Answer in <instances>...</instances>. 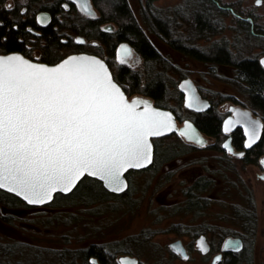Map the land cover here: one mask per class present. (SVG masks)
Here are the masks:
<instances>
[{
	"label": "rangeland",
	"instance_id": "obj_1",
	"mask_svg": "<svg viewBox=\"0 0 264 264\" xmlns=\"http://www.w3.org/2000/svg\"><path fill=\"white\" fill-rule=\"evenodd\" d=\"M182 1L157 0L156 6L171 12ZM257 1L217 0V6H233L243 15H252L255 18L254 29L258 27L264 33V0H260V3ZM15 2H21V0H4L2 5L7 6L8 3L14 5ZM128 2L148 38L166 60V66L159 65V70L168 86L167 102L170 106L177 108L176 97L180 93L182 98L184 97L179 84L186 78H190L203 95L218 94L214 96V100L220 98L221 101L217 104L216 111L222 115L226 113L228 105L233 103L234 99H238L244 105H250L242 86L233 80L235 73L231 66L218 65L217 70L211 72L210 64L185 54L147 28L141 18L145 0H128ZM94 8L95 17L99 18L101 11L96 4ZM70 17L77 22V24L74 22L77 28H81L86 21V17L80 11L70 15L67 13L65 16L63 14L60 19L63 23L70 22L72 21ZM235 18L236 16L230 10L224 15L222 31L209 40H199L198 46L208 47L219 40L228 42L234 50H237L235 41L239 30H237ZM103 23L114 26L110 33L118 27L114 22ZM188 29L186 27L183 31L185 36L189 32ZM83 30L87 32L86 37L88 33H91L86 28ZM63 32L73 37L76 35L72 30ZM67 36L62 37L67 38ZM88 37L89 42L97 40L100 45L94 46L88 42L86 49L97 55L108 57L106 56L108 52L101 40ZM183 43L186 44L184 39ZM251 44L253 45L245 43L244 55L262 57L264 48L256 46V41H251ZM176 46L179 45L176 44ZM128 59L126 64L133 69L140 71L144 69V60L137 51H134L133 56ZM112 62L115 63V60ZM134 95L143 94L136 93L130 96ZM207 138L206 146L188 142L196 145L192 151L168 162L156 175L152 177L140 175L137 178V191L134 196L137 201L132 206L113 208L112 202H107L71 207L27 208L21 206L11 210L0 203V244L16 246V252L13 251L7 259L4 258L3 263L63 264V261L54 254L55 251L81 248L97 243L104 245L109 251H127L145 264H212L213 256L219 252L225 237L238 236L227 233L239 230V225L233 221L234 209L245 204L248 191H251L257 216L256 234L252 244V261L253 264H264V179L259 177L263 167L244 164L239 158L212 148L211 144L214 145L217 139L209 136ZM201 176L213 180L212 186L204 193L210 199L204 213L201 215L174 213V207L185 199L183 189ZM189 229H193V232L205 230L210 242L213 243L214 250L205 256L202 255L193 247L192 242L195 241L193 233L182 232ZM144 230L148 235L153 233V236H149L150 239H145L141 244L138 242L139 237L137 243H129L131 242L129 239L133 240L132 238L139 236ZM176 238H181L190 249L188 261L176 258L170 253L168 243ZM34 250L41 251L42 256L34 255Z\"/></svg>",
	"mask_w": 264,
	"mask_h": 264
},
{
	"label": "trees",
	"instance_id": "obj_2",
	"mask_svg": "<svg viewBox=\"0 0 264 264\" xmlns=\"http://www.w3.org/2000/svg\"><path fill=\"white\" fill-rule=\"evenodd\" d=\"M0 0V22L1 19L6 20L0 23V46L5 49L14 50L22 49L23 42L20 37H25L22 34L23 26L17 25L14 28L13 23L8 22V14ZM99 7L101 14L96 20H91L88 25L94 30L93 37H98L108 47V54L104 58L114 74L115 79L122 85L127 94L141 93L143 95L151 96L155 99L156 105L171 108L180 120H183V98L181 93L176 97V106L172 107L168 104V86L162 78V72L159 70V65L166 66V60L162 57L158 49L148 38L146 32L135 18L128 0H93ZM157 0H145L142 10L141 18L147 28L160 35L165 41L172 46L179 48L185 54H188L196 59L210 64L211 72L217 70L218 65L231 66L235 73L234 82L242 86V90L248 97L249 102L257 107L259 110H264V70L260 66L258 56H247L245 53V43L251 44V41H256V46L264 48V38L258 34H264L260 29H252L251 24H254V17L252 15H243L239 10L233 6H217V0H183L171 12L161 10L156 6ZM230 10L236 16L237 30L239 34L236 37L235 46L237 50L225 41H214L208 47L198 46L199 40H209L214 35L219 34L223 27L224 15L228 14ZM236 10V11H234ZM251 17L247 20L244 17ZM103 22H114L118 25L117 29L113 32L99 31L98 25ZM189 28L187 36L183 31ZM89 28V29H90ZM46 36L50 37V43L47 46L61 48L63 45L58 40L59 37L55 36L52 27L47 29ZM97 31V35L96 32ZM254 31L255 33H253ZM244 33V35L242 34ZM240 34L242 36H240ZM175 37V38H174ZM184 42L186 44L183 43ZM120 42L129 43L144 60V69L136 70L128 64H120L116 60V45ZM179 45V46H176ZM182 44V45H181ZM51 50V49H50ZM47 54H53L51 51ZM250 51V49H249ZM52 58V56H46ZM115 60V63L112 62ZM52 63V62H51ZM216 74V72L214 73ZM144 80V82H143ZM218 94H211L207 96L212 106L204 113H195L188 111L192 115V119L197 126L205 133L215 137L217 140L212 148H215L223 153L221 147V140L224 137L221 128L222 115L216 111V106L221 99L214 100V96ZM206 96V95H205ZM236 139L238 144H241V135H237ZM154 143V158L153 162L144 169L134 170L131 169L126 173L129 181V187L122 193H113L108 191L102 182L90 176H84L73 190L68 193L58 192L55 194L54 199L44 205L45 207H71L73 205H94L111 203L113 208H122L123 206H132L137 200L134 196L137 188V178L141 175L154 176L162 170L168 163L177 158L188 154L195 147L194 145L186 142L182 136L177 133H172L167 136L158 137L153 139ZM264 153V139H261L258 144L247 151L246 156L242 159L243 163L251 161H258L261 154ZM172 174V173H171ZM169 175V177L171 176ZM168 177V179H169ZM213 180L206 176H201L190 186L183 189L185 199L174 207V213H185L201 215L206 210L210 199L204 193L212 186ZM149 185V181L147 182ZM0 203L7 209L16 210L23 206L27 208L42 207L33 206L24 202L21 198L13 193L5 191L0 188ZM43 206V207H44ZM233 221L239 225V230L229 231L227 234L238 235L243 239L244 247L239 252H227L224 258L217 264H253L252 261V244L256 234L257 216L255 201L252 192L248 191V196L245 204L238 206L234 209ZM184 233H193V237L198 233H206L205 230L193 229L184 230ZM195 233V234H194ZM144 235H148L144 230L139 236L129 239L127 243H137L139 240L145 241ZM149 236V235H148ZM15 245H2L0 244V264H4V258L7 259L9 254L13 251L16 252ZM34 250L33 254L42 256V254ZM60 252V253H59ZM55 251L54 254L57 258L63 261V264H77L76 259L80 260L82 264H91L89 256L94 255L100 257L103 263L107 257L104 253L102 245H91L82 250L73 251L71 249H63L62 251ZM127 252V251H125ZM41 259V258H39ZM107 262V261H106Z\"/></svg>",
	"mask_w": 264,
	"mask_h": 264
},
{
	"label": "snow or ice",
	"instance_id": "obj_3",
	"mask_svg": "<svg viewBox=\"0 0 264 264\" xmlns=\"http://www.w3.org/2000/svg\"><path fill=\"white\" fill-rule=\"evenodd\" d=\"M82 8L91 14L90 4ZM160 116L135 112L99 62L73 57L50 69L0 58V187L40 190L25 198L43 203L57 185L70 191L88 172L123 191L121 171L151 160L147 137L162 134ZM249 139L251 147L258 127Z\"/></svg>",
	"mask_w": 264,
	"mask_h": 264
},
{
	"label": "flooded vegetation",
	"instance_id": "obj_4",
	"mask_svg": "<svg viewBox=\"0 0 264 264\" xmlns=\"http://www.w3.org/2000/svg\"><path fill=\"white\" fill-rule=\"evenodd\" d=\"M89 2L91 3V6L94 10L93 14H88V13L84 12L82 10V8L80 7V3L77 0H21V2H17V3L15 2L14 5L11 3H8L7 6H3L7 11H9L8 22L13 23L14 28H17V25L23 26L24 32H22V34H25V37H22V38L20 37V41L23 42L22 49L8 50V49H5L3 46H0V53L20 52L23 55H25V56L33 59V60L40 61V62H46V63H51V62L55 63V62L59 61L60 59H62L63 57H65L69 54H72V53L87 52V53L95 54L93 51L86 49L87 44L89 42L87 40V37L89 36L88 38H95V37H93L94 30L89 27L88 22L91 20H96L98 18V17H95L96 10L94 8V5H95L94 1L89 0ZM75 11H80V13L86 17V21L81 26V28H77V26L74 25V22L76 24H77V22L72 17H70V19L72 20L70 22L64 21V23H63L60 19V16H62L63 14H64V16L67 15V13H69V15H70L71 13H73ZM66 18H68V17H66ZM244 18L247 20H251V22H252L251 17L248 16V17H244ZM5 21L6 20L1 19L0 23H3ZM107 26H108V24L102 23V24L98 25V29H99V31H102V32H109V31H112L114 28V26H112V27L111 26L107 27ZM253 26H254V24L252 23L251 24L252 29H253ZM50 27H52V30H54L55 36L59 37L58 40L60 41V44L63 45L61 48H54V47L51 48L50 47L51 50L50 49L49 50L51 52H53V54H49V53L47 54V51H49L47 49V46L51 42L50 41L51 39L49 36L48 37L46 36V33L48 31L47 29ZM84 28H86L87 30H89L91 32V33H88L87 37H86L87 32L83 30ZM64 30H72L74 33H76V35L73 37L71 34L63 32ZM252 32L255 33L254 31H252ZM95 33L97 35V31ZM255 34L261 35L264 37V34H258V33H255ZM63 35H66V36L68 35V36H67V38H65V37H62ZM96 38L100 39L97 36H96ZM101 42L105 45V49L108 51V47L104 43V41L101 40ZM89 43L94 45V46L100 45V42L97 40L96 41L90 40ZM121 43H123V42H120L116 46V52H115L116 60L120 64H123V63L126 64V63H128V60H129L128 58L130 56L123 57L122 60L118 56V47ZM88 47H91V46H88ZM134 51L136 52V50H134ZM46 56H52V58H50V60H49V58H47L48 60H46L45 59ZM263 57H264V55L262 57H259L258 61L260 63V66L264 70V62L262 61ZM179 89H180V87H179ZM180 91H181V89H180ZM181 92H183V91H181ZM198 92H199L201 98L207 99L209 101L210 106L204 110L195 111V110L190 109V108L185 106L184 97H183V106H182L183 109H181L184 112L183 113V115H184L183 120L190 119L194 122V120L191 118L192 115H190L188 113V111H192L195 113H204L205 111H207L212 106L211 100L207 96L203 95V93L199 89H198ZM149 97H151V96H149ZM151 98L153 99L154 103H156L155 99L153 97H151ZM232 102L233 103L228 105L226 113L224 115L221 114L222 115V117H221V120H222L221 128H222V132L224 134V137L221 140V147L223 149V152H225L228 155L239 158L242 161V159L246 156L247 151H249L256 144H258L261 139H264V127H261V133H260V136H259V139L257 140V142L252 144L251 147L246 148L245 142H246L247 136L244 132V127L241 124L243 122L244 115L239 110L240 109L247 110L251 114L252 117H254L255 119H257L261 122V126H264V110H262V109L259 110L257 107L253 106L251 103L248 106L244 105L238 99H234V101H232ZM237 109H239V110H237ZM228 117H232V120H234V123H235V127L230 132H228L226 130L227 128L230 127L229 124L225 123V120ZM177 118H178V116H177ZM183 120L179 119V121H183ZM201 132H203V131L201 130ZM203 134L205 135L207 142H208L207 136L213 137V136H211L205 132H203ZM237 135L238 136L241 135V142H242L241 144H238V140L236 139ZM229 136L231 137V145L234 147V150L235 151H243L242 155L239 156V155H236L234 153H231L229 150H227L223 147L224 141ZM206 145H207V143L205 144V146ZM211 145H213V144H211ZM194 146H196V145H194ZM263 161H264V153L259 156L258 161H251V162L244 163V164H252V165H257V166L261 165L263 167V172L261 174H259V177L261 178V175L264 174V163H263ZM200 235H205L207 238V241L210 245V251L206 254H203L200 251V249L197 247V239ZM149 236L152 237L153 233H150ZM149 236H146L145 238L150 239ZM178 239L181 240L183 246L187 250V253H188L187 258H184L181 255V253L176 252L173 249V247L171 246V243H173L174 241H176ZM194 239H195V241L192 242L193 247L196 248L202 255L205 256L214 250L213 243L210 242L206 233L201 232V233L195 234ZM139 243L141 244L144 242L140 240ZM91 245H101V244L91 243L90 245H88L86 247L74 248L71 250H73V251L82 250L84 248L90 247ZM102 246L104 247V253L106 254V257H107L106 261L107 262L105 261L103 263V261H101L100 257L90 255L89 256V262L91 264H121L119 262V257L123 256V255L135 257L137 259V264H145L137 256L131 255L128 252H121L120 250H115L113 252V251H109L108 249H106V247L104 245H102ZM190 248H192V245H190ZM168 249H169L170 253L172 254V256H174L176 258H181V259L186 260V261H188L190 259V252H189L190 249L183 242V240L181 238H176V239L172 240L171 242H169L168 243ZM220 252L222 253V256L219 260H217V262L215 264L220 262L224 258L225 253H227L229 251H223L222 247H221L219 252H217V253H220ZM230 252H233V251H230ZM76 261H77V264H80V262H81L78 259H76Z\"/></svg>",
	"mask_w": 264,
	"mask_h": 264
},
{
	"label": "water",
	"instance_id": "obj_5",
	"mask_svg": "<svg viewBox=\"0 0 264 264\" xmlns=\"http://www.w3.org/2000/svg\"><path fill=\"white\" fill-rule=\"evenodd\" d=\"M77 1L80 3L81 8H82V4H84V3L90 4V12H91V14L94 13V10H93L89 0H77ZM257 3H260V0H259V2L257 1ZM82 10H83V8H82ZM86 13H88V12H86ZM109 26L112 27V24H108L107 27H109ZM133 53H134L133 47L127 42L121 43L118 47V56L121 60L123 57L133 56ZM10 56L11 57H21L23 61H26L29 64L36 65V66H43V67L50 68V69L51 68H57L58 66L63 64L64 61L70 60L73 57L78 58V59H82L83 61H86V62H92V61L99 62V64L103 65L104 69H106L107 73L110 76L111 82L116 86V88L119 89L120 93H122L124 100L128 104L134 105L135 112L141 113V112H145V110L147 109L149 112H155V113L161 114V116L158 117V119L162 120L163 124L166 125V126H163L159 129L162 134L161 135H150L147 137L151 160H150V162L142 161V163L144 165L143 167H130V168H126V169L121 171L120 176H119V184H120V186L123 187V191H114L113 188L116 187L115 183H113L110 186L108 180L102 179L100 175H95V176L90 175L88 172H85L83 175H81L75 181V184L71 188V190H73L75 188V186L79 183V181L84 176H90V177H93V178L100 180L102 182L103 186L110 192L119 194V193L126 191L129 187V181L126 177V173L131 169L140 170V169L147 168L153 162V158H154L153 139L154 138L167 136V135H170L172 133H177L180 136H182L183 139L187 142L194 143V144H197L200 146H204L207 143V139H206L205 135L203 134V132H201V130L198 128V126L192 120L185 119L183 121H179L176 113L171 108L156 105L154 103L153 99L149 96H145V95L129 96L127 94V92L125 91V89L122 87V85L115 79L114 74H113L111 67L109 66L108 62L104 58H102L101 56H99L97 54L87 53V52L72 53V54H69V55L63 57L62 59H60L59 61H57L55 63H46V62H40V61L33 60V59L23 55L20 52L0 53V58H7ZM262 61L264 62V57L262 58ZM179 87H180L181 91H183V93H184V104L186 107L193 109L195 111H200V110H204L210 106V103L207 99L201 98L197 87L195 86V84L193 83V81L190 78L183 79L181 81V83L179 84ZM237 110H239V109H237ZM239 111L242 112L243 114H247V115H244L243 122L241 124L244 127V132L247 136V139L245 142V147L249 148L247 146L250 143L249 130L252 129L253 127H258L259 128V136H260L261 122L259 120L255 119L254 117H252L251 114L247 110L240 109ZM230 121L232 122L231 124H229ZM225 123H228L230 126L229 128H227L228 132H230L235 127V123H234V120H232V117H228L225 120ZM185 133H187V134H185ZM189 135L194 136L196 139H190ZM257 140L258 139H256L255 142H257ZM254 143H252V144H254ZM223 147L225 149L229 150L231 153H234L236 155L240 156L243 154V151H235L234 150V147L231 145V137L230 136L224 141ZM263 163H264V161H263ZM261 178L264 179V174L261 175ZM13 187H14V185L8 184L7 186L0 187V188L5 190V191H8L10 193L15 194L16 196L21 198L24 202H26L29 205H33V206H44V205L50 203L54 199V196L56 193H58V192L68 193L71 191V190L70 191H64V190H62L60 185H57L55 190L51 191V198L50 199L45 198L43 203L33 204V203H29V199H26L25 197L27 196L29 198H37L38 196L43 195L42 191L37 190V191L33 192L31 190H28V189H21L20 187H16L15 191L9 190ZM171 246L173 247V249L176 252L181 253V255L184 258L188 257L187 250L183 246L181 240L178 239V240L174 241L173 243H171ZM197 247L200 249V251L203 254H206L210 251V245H209L205 235H200L198 237ZM243 247H244V242L240 236L229 235V236L225 237V239L223 240V243H222V250L223 251L239 252L243 249ZM221 256H222L221 252L217 253L212 259V264H215L217 262V260H219L221 258ZM119 262L121 264H137V259L135 257H131L128 255H123V256L119 257Z\"/></svg>",
	"mask_w": 264,
	"mask_h": 264
}]
</instances>
